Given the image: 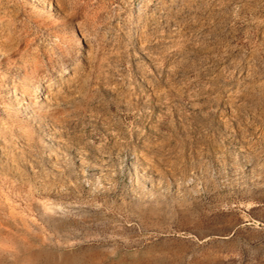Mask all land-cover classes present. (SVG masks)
I'll return each mask as SVG.
<instances>
[{"label":"rangeland","instance_id":"rangeland-1","mask_svg":"<svg viewBox=\"0 0 264 264\" xmlns=\"http://www.w3.org/2000/svg\"><path fill=\"white\" fill-rule=\"evenodd\" d=\"M0 264H264V0H0Z\"/></svg>","mask_w":264,"mask_h":264},{"label":"bare ground","instance_id":"bare-ground-1","mask_svg":"<svg viewBox=\"0 0 264 264\" xmlns=\"http://www.w3.org/2000/svg\"><path fill=\"white\" fill-rule=\"evenodd\" d=\"M82 164H83V165H86V163H85V162H82ZM106 183H111V182H109V180H107V182H106ZM178 184H179V183H178ZM100 186H101V187H105V186H104V184H103V185H100ZM100 186H99V187H100Z\"/></svg>","mask_w":264,"mask_h":264}]
</instances>
